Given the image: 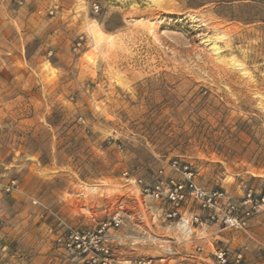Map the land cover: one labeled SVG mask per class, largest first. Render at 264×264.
I'll return each instance as SVG.
<instances>
[{"label": "rangeland", "instance_id": "374dc122", "mask_svg": "<svg viewBox=\"0 0 264 264\" xmlns=\"http://www.w3.org/2000/svg\"><path fill=\"white\" fill-rule=\"evenodd\" d=\"M173 160L232 201L264 189V0H0V264H74L66 227L116 215L113 264H264V210L186 237L198 206L141 192Z\"/></svg>", "mask_w": 264, "mask_h": 264}, {"label": "built area", "instance_id": "2783aa9c", "mask_svg": "<svg viewBox=\"0 0 264 264\" xmlns=\"http://www.w3.org/2000/svg\"><path fill=\"white\" fill-rule=\"evenodd\" d=\"M93 8L98 9L95 4ZM170 169L175 174L180 173L182 178L173 175L158 179L151 185H143L141 192L155 200H165L175 207L188 202L195 203L202 211V215H191L190 219L186 220L189 225L209 221L219 223L224 228L242 230L255 212L264 210V189L259 193L248 190L239 200L232 201L221 190H206L200 187L188 165L173 160ZM138 183H142V180L138 179ZM15 190H19V186L14 178L0 183V193L6 194ZM177 216L183 220L177 210L167 214L168 218ZM121 224L122 218L116 215L94 231L67 226L63 237L58 238V241L62 240L64 246L76 254L77 260L74 264H113L106 231ZM212 254L218 264H238L243 260V250L231 255L227 248L216 247ZM146 263L149 261L143 262Z\"/></svg>", "mask_w": 264, "mask_h": 264}, {"label": "bare ground", "instance_id": "6f19581e", "mask_svg": "<svg viewBox=\"0 0 264 264\" xmlns=\"http://www.w3.org/2000/svg\"><path fill=\"white\" fill-rule=\"evenodd\" d=\"M181 230L184 233V236L186 237L190 236L193 233L191 226L188 223H186L185 220L181 223Z\"/></svg>", "mask_w": 264, "mask_h": 264}]
</instances>
